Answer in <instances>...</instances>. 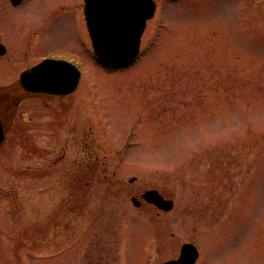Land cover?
I'll list each match as a JSON object with an SVG mask.
<instances>
[{
	"label": "rangeland",
	"instance_id": "1",
	"mask_svg": "<svg viewBox=\"0 0 264 264\" xmlns=\"http://www.w3.org/2000/svg\"><path fill=\"white\" fill-rule=\"evenodd\" d=\"M12 10L0 264H160L187 242L196 264H264V0H157L125 67L95 59L83 0ZM58 55L78 88L25 93L20 74ZM151 189L174 208L136 207Z\"/></svg>",
	"mask_w": 264,
	"mask_h": 264
},
{
	"label": "water",
	"instance_id": "2",
	"mask_svg": "<svg viewBox=\"0 0 264 264\" xmlns=\"http://www.w3.org/2000/svg\"><path fill=\"white\" fill-rule=\"evenodd\" d=\"M18 3L20 0H13ZM155 0H85V15L97 59L116 67L132 63L140 51L141 37L147 20L154 16ZM6 48L0 44V56ZM80 70L59 60H44L23 72L20 76L22 88L29 92L66 95L78 86ZM5 132L0 119V144ZM135 179H131V182ZM142 198L163 211L173 209L174 202L165 199L158 190H147ZM135 206L141 203L132 199ZM199 252L193 244H184L177 260L162 264H195Z\"/></svg>",
	"mask_w": 264,
	"mask_h": 264
},
{
	"label": "flooded vegetation",
	"instance_id": "3",
	"mask_svg": "<svg viewBox=\"0 0 264 264\" xmlns=\"http://www.w3.org/2000/svg\"><path fill=\"white\" fill-rule=\"evenodd\" d=\"M5 2L6 1V4H7V11H8V13H10V14H12L11 12H13V10H12V7H17V5H19V4H22L24 1H26V0H22L20 3H18V4H14L13 3V1L12 0H0V2ZM9 9H10V11H9ZM44 58H53V59H62V60H67V61H69V62H71V63H73V64H75V62H74V60H72L71 58H66V57H64V56H47V57H44ZM43 58V59H44ZM42 59V60H43ZM3 96H2V94H0V109H1V112H3V110L5 109L4 108V106H5V104L6 105H8L9 107H10V105L12 104V102H10L9 100H8V102H6L5 103V101L3 100V98H2ZM16 105V104H15ZM7 106V107H8ZM13 107H14V104L12 105ZM6 107V108H7ZM12 108V107H11ZM3 119V118H2ZM88 174H91V172L89 171V173ZM85 176V174H83V175H78L77 177L78 178H83ZM90 179H92V176H90L89 177ZM162 195H163V197L164 198H169V197H167V196H165L162 192H160ZM140 201V203H141V206H140V209L144 206V204H148L146 201H144L143 199H140L139 200ZM149 205H151V204H149Z\"/></svg>",
	"mask_w": 264,
	"mask_h": 264
}]
</instances>
